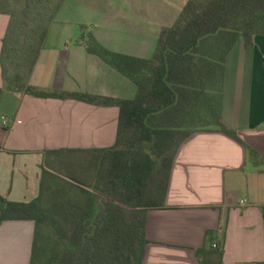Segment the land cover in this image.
<instances>
[{"label": "crops", "instance_id": "obj_1", "mask_svg": "<svg viewBox=\"0 0 264 264\" xmlns=\"http://www.w3.org/2000/svg\"><path fill=\"white\" fill-rule=\"evenodd\" d=\"M188 1L65 0L29 83L133 97L132 80L89 53L81 35L92 32L111 51L150 58L160 29L172 25ZM9 22L10 16L0 13V56ZM81 25L87 26L84 31ZM119 115L117 106L4 91L0 196L29 202L40 195L43 169L51 170L45 166L46 149L89 156L81 162L84 179L97 193L100 149L115 145ZM223 121L258 151L262 165H255L245 146L225 133L200 131L187 138L174 161L164 205L147 207L143 264H264V35L250 47L239 40L228 56ZM34 238L32 220L0 222V264H31Z\"/></svg>", "mask_w": 264, "mask_h": 264}, {"label": "trees", "instance_id": "obj_2", "mask_svg": "<svg viewBox=\"0 0 264 264\" xmlns=\"http://www.w3.org/2000/svg\"><path fill=\"white\" fill-rule=\"evenodd\" d=\"M64 1L0 0V13L10 16L0 56V101L4 91H17L119 107L116 143L100 149L103 155L96 164L93 187L106 198L100 205L97 194L75 185L83 200L55 203L48 209L43 188L49 170L44 168L41 193L32 201L0 196V222H35L31 264L38 257V239L46 224L55 230L57 242L44 250V264H143L149 243L147 207L164 205L174 161L187 138L200 131L225 133L245 146L255 165H262L258 151L224 123L223 101L230 52L239 40L250 47L257 35H264V0H189L176 21L160 29L150 58L111 51L92 32H83L89 53L132 80L136 91L131 98L29 83L49 26ZM86 27L81 25L83 31ZM63 151L44 150L45 166L51 169L52 163L65 162L59 157ZM223 255L224 248L219 261Z\"/></svg>", "mask_w": 264, "mask_h": 264}, {"label": "rangeland", "instance_id": "obj_3", "mask_svg": "<svg viewBox=\"0 0 264 264\" xmlns=\"http://www.w3.org/2000/svg\"><path fill=\"white\" fill-rule=\"evenodd\" d=\"M61 154L63 156L59 157L64 158L65 162L52 163V168L46 174L44 182L43 202L44 206L48 209L54 206L55 203L64 202L67 204V200H70V203L78 204L79 200H83V195L76 186H91V184L84 179L85 170L84 166L81 165L83 159L89 158V156L81 154H73L72 156L67 153ZM53 158L56 159L57 156H54ZM95 174L97 176L96 170ZM95 194L100 196L98 191ZM101 197L106 198L104 195ZM38 240L41 249L39 250L38 257H36L34 264H44L46 257V251L44 250H50L53 244L57 242L55 230L48 224L44 225L41 229V234L39 235Z\"/></svg>", "mask_w": 264, "mask_h": 264}, {"label": "built area", "instance_id": "obj_4", "mask_svg": "<svg viewBox=\"0 0 264 264\" xmlns=\"http://www.w3.org/2000/svg\"><path fill=\"white\" fill-rule=\"evenodd\" d=\"M217 245H214V247H216Z\"/></svg>", "mask_w": 264, "mask_h": 264}]
</instances>
